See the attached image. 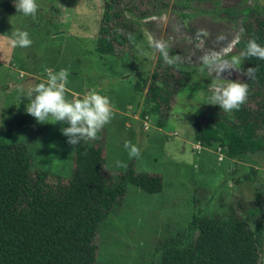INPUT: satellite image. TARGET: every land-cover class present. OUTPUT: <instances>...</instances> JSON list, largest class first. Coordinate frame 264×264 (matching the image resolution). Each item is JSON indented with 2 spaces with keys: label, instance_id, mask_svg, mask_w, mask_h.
<instances>
[{
  "label": "rangeland",
  "instance_id": "obj_1",
  "mask_svg": "<svg viewBox=\"0 0 264 264\" xmlns=\"http://www.w3.org/2000/svg\"><path fill=\"white\" fill-rule=\"evenodd\" d=\"M38 4L34 19L0 9V140L23 142L34 171L69 177L74 146L60 132L67 124H41L24 111V97L44 82L47 70L63 68L69 72L68 99L93 89L111 100L112 118L97 136L106 178L116 183L131 164L136 174L159 176L162 181L157 194L127 185L116 207L119 212L110 214L97 231L96 262L161 264L168 248L194 241L196 231L189 227L194 216L226 219L234 208L242 217L248 215L247 209L249 213L256 209L248 220L252 228L251 219L262 221L258 252L259 264H264V153L249 154L230 165L221 163L218 150L203 151L193 141L191 125L193 119L204 122L225 113L209 104L215 68L205 66L201 57L213 51L224 58L239 54L235 46L242 35L241 12L264 6V0H122L119 6L124 9L131 5L126 21L140 32L135 48L129 50L131 58L122 63L95 51L101 0H38ZM142 10L152 14L141 19ZM17 28L28 31L30 47L8 45L7 35ZM201 30L209 35L203 37ZM218 35L223 39L217 40ZM155 40L166 42L169 55L178 57L174 64L164 61L153 46ZM244 66L242 61L240 72L224 70L220 78L242 82ZM154 72L168 77V107L162 105L159 112L142 118L143 96ZM136 83L144 85L142 93ZM155 122L164 125L157 127ZM125 142L135 144L139 155L130 157Z\"/></svg>",
  "mask_w": 264,
  "mask_h": 264
},
{
  "label": "trees",
  "instance_id": "obj_2",
  "mask_svg": "<svg viewBox=\"0 0 264 264\" xmlns=\"http://www.w3.org/2000/svg\"><path fill=\"white\" fill-rule=\"evenodd\" d=\"M101 1L95 51L122 63L131 58L129 50L135 48V37L140 33L132 28V21H126L125 12L131 5L124 9L119 6L122 0ZM0 9L16 12L13 0H0ZM151 14L142 10L138 17ZM241 15L242 38L235 52L244 49L251 38L264 46V6L244 9ZM243 62L242 73L249 67H255L256 72L254 79L242 75L248 95L240 109L205 118L204 122L197 118L191 121L193 141L200 143L203 151L218 150L229 165L249 154L264 153V60L248 57ZM167 82L166 75H151L143 96L142 118L159 112L162 105L168 107L171 92L166 89ZM135 87L138 92L144 90V85L136 83ZM99 134L74 146L71 173L65 179L47 170L34 171L23 142L0 140V264H98L95 236L109 215L119 212L116 207L127 185L148 194L161 192L159 176L136 174L131 164L112 184L106 178ZM251 172L257 175L258 171ZM247 210L245 217L237 216L234 208L226 219L194 216L189 225L196 231L194 241L168 248L161 264H259L263 224L251 219L252 228L248 219L257 211Z\"/></svg>",
  "mask_w": 264,
  "mask_h": 264
},
{
  "label": "clouds",
  "instance_id": "obj_3",
  "mask_svg": "<svg viewBox=\"0 0 264 264\" xmlns=\"http://www.w3.org/2000/svg\"><path fill=\"white\" fill-rule=\"evenodd\" d=\"M13 3L16 13H20L23 17L33 19L36 17L39 8L38 0H13ZM200 34L205 38L209 35L204 30H201ZM6 38L11 48H27L33 43L28 31L21 28L11 30ZM216 38L221 40L223 35H218ZM153 46L167 64L172 65L177 61V56L169 55L166 42L155 40ZM248 57L264 60V46L258 44L255 38L249 39L246 47L237 55L224 58L221 53L213 51L201 57L205 66L215 68V76L209 85L213 89L209 96L210 105H216L220 110L228 113L238 111L244 104L248 95L247 83L220 77L224 70L240 72L242 61ZM255 72V67H249L242 75L254 79ZM228 74L230 75L231 72ZM68 76L69 72L63 68L58 71L47 70L46 77L42 78L44 82L35 84L24 97L27 100L24 111L41 124L48 121L67 124L66 127L60 128V132L66 137L69 145L76 146L83 140L96 138L99 130L111 120L113 106L107 95L93 89L77 93L76 98L68 99L66 97ZM124 147L128 150L130 157L139 155L140 149L135 144L125 142Z\"/></svg>",
  "mask_w": 264,
  "mask_h": 264
},
{
  "label": "built area",
  "instance_id": "obj_4",
  "mask_svg": "<svg viewBox=\"0 0 264 264\" xmlns=\"http://www.w3.org/2000/svg\"><path fill=\"white\" fill-rule=\"evenodd\" d=\"M226 53H227V51H224L223 54H226ZM217 160H219V162L223 161V156L221 154H219Z\"/></svg>",
  "mask_w": 264,
  "mask_h": 264
},
{
  "label": "crops",
  "instance_id": "obj_5",
  "mask_svg": "<svg viewBox=\"0 0 264 264\" xmlns=\"http://www.w3.org/2000/svg\"><path fill=\"white\" fill-rule=\"evenodd\" d=\"M223 161H221V163H222Z\"/></svg>",
  "mask_w": 264,
  "mask_h": 264
},
{
  "label": "bare ground",
  "instance_id": "obj_6",
  "mask_svg": "<svg viewBox=\"0 0 264 264\" xmlns=\"http://www.w3.org/2000/svg\"><path fill=\"white\" fill-rule=\"evenodd\" d=\"M223 79V78H222ZM226 79V78H225Z\"/></svg>",
  "mask_w": 264,
  "mask_h": 264
}]
</instances>
